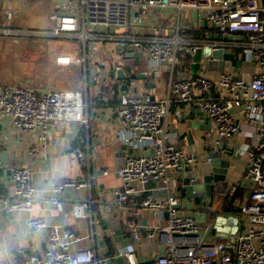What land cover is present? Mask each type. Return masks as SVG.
<instances>
[{"label":"built area","instance_id":"1","mask_svg":"<svg viewBox=\"0 0 264 264\" xmlns=\"http://www.w3.org/2000/svg\"><path fill=\"white\" fill-rule=\"evenodd\" d=\"M154 7H173L180 12L185 8L194 9L199 21H206L223 39L191 42L181 34L185 30L180 25L172 33L159 30L138 33L135 18ZM51 18L50 27L44 31L0 28V35L67 38L82 47L84 57L78 62H84L85 71L90 74L79 89L37 88L26 82L0 84V120L11 119L17 129L37 136L43 146L54 137L55 129L65 134L73 125L77 128L88 126L86 92L89 79L99 77L97 69L91 66L97 55V43H112L123 59L128 60L116 64L115 70L125 67L137 72L139 65L127 58L126 53L144 48L156 75L164 71L172 75L179 55H191L196 47L204 45L225 51L239 48L241 57L258 58L264 66V0H56ZM117 96L118 116L124 130L112 144L118 148L126 145L138 149L139 153L127 154L125 162L114 170L122 179V185L114 191V202L124 211L145 207L154 209L160 217L168 213L165 224L149 232L150 236L155 233L166 236L164 248L143 264H264V71L245 80L224 70L216 81L198 72L172 81L161 97L138 91L123 92L120 85ZM173 102L200 106L215 127L214 145L221 143V136L231 137L240 132L235 108L248 114L249 123L260 135L259 141L245 143L239 150L248 157V166L243 180L234 184L227 195L238 188L249 191L250 195L244 197L239 212L232 213L238 218L239 228L227 239L207 237L208 225L206 233L199 234L202 227L194 214H181L177 207L182 189L175 175L183 172L187 163L195 161V153L185 151L172 138ZM30 150L35 152L36 146L33 144ZM146 151L152 154L146 155ZM110 172L105 170L104 174ZM9 175L15 185V194L7 202V211L32 210L41 205L42 199L35 197V185L27 167L11 166ZM150 180L158 182L159 189L167 188L168 196L153 195L145 187ZM86 184L82 180L53 181V189L59 191L66 185ZM178 188L179 192L172 193V189ZM52 202L59 212L64 210L63 197L56 196ZM91 203L92 199L74 202L73 216L85 217ZM27 226L31 232L48 229L47 246L33 253L21 248L19 252L25 255L22 264H108L107 258L98 256L93 247L72 251V245L89 241L91 236L80 235L67 224L49 225L43 217H31ZM127 227L134 242L117 249L110 257L112 260L129 257L143 244L141 224L129 220Z\"/></svg>","mask_w":264,"mask_h":264},{"label":"crops","instance_id":"2","mask_svg":"<svg viewBox=\"0 0 264 264\" xmlns=\"http://www.w3.org/2000/svg\"><path fill=\"white\" fill-rule=\"evenodd\" d=\"M55 10L56 0H0V28L16 29L20 32L44 31L50 27ZM134 22L137 24L138 33H153L157 30L165 34L172 33L175 27L180 25L181 29L185 30L181 34L191 42L202 39H223V36L217 34L216 29L210 27L206 21H199L197 11L191 8H185L180 12L173 7H154L147 14L138 15ZM26 36L0 35V84L26 82L37 88L56 87L48 84L35 85L31 78L23 77L24 71L18 67L17 60L19 49L24 48ZM96 47L98 57L94 59V67L99 77L96 80L89 79L88 82L86 92L88 126L82 125L77 128V125H73L65 134L60 129H55L54 137L43 146L37 136L17 129L11 119L0 120V264H22L25 255L19 252L21 248L26 252H36L42 251L47 246L48 229L32 232L30 239L31 230L27 226V221L31 217H43L49 225L67 224L80 235H90L89 241L83 240L72 245V251L80 247H93L98 256L106 257L108 261L112 260L110 257L117 249L132 244L131 232L127 227L129 220L144 227L142 228L143 244L136 248L139 263L147 262L151 255L157 254L164 248L163 241L166 236L162 233L150 236L149 232L157 226H163L166 215L160 217L154 209L145 207L124 211L114 202V191L122 185V179L114 170L125 162L127 154L135 153V150L121 155L119 151L124 145L118 148L112 144V141L123 133L124 124L117 111L118 87L122 85V80L111 77L110 73L116 64H123L128 60L123 59L124 57L117 52L112 43H97ZM240 51L239 48L228 51L235 53V59L230 66L225 60H221L215 68L209 69L208 59H203L199 72L216 81L224 70L236 73L245 80H251L254 75L264 71V66L258 58L241 57ZM75 55L77 56L78 52H75ZM185 55H179L172 75L169 71L156 75L155 71L149 72L154 68L149 63L148 52L144 48L137 49L132 61L136 62L139 59L137 72L147 73L148 76L130 80L128 90L147 93L154 97L164 96L172 81L192 75L190 65L192 54L191 60L185 59ZM239 61L242 63L238 64ZM150 80L153 81L151 84ZM116 86L117 91H115ZM192 105L193 103L173 102L170 114L171 135L185 151L203 154L205 148L211 147L216 141L215 127L207 114L200 127L189 126L188 124L193 122L187 120L185 116L190 114ZM234 111L241 124V130L229 137L235 145L233 155L224 154L225 158L230 159L226 180L233 185L243 180L248 166V157L240 153V148L245 143L253 144L261 139L257 129L249 123L248 114L240 108H235ZM209 122L212 123L211 129ZM81 133L84 134L83 143L75 146L74 139ZM33 144L36 146L35 152L30 150ZM222 146L224 151L226 145L222 143ZM80 153L83 155L80 156ZM15 165L30 170L35 185V197L42 199L41 205L32 210L14 212L6 210L7 202L12 200L15 194V185L9 179L10 168ZM105 170L111 172L104 174ZM180 174L179 172L175 175L179 183H181ZM65 180H82L87 184L80 187L66 185L64 189L54 191L53 181ZM176 192H179V188L172 189V193ZM246 195L245 191L244 197ZM56 196L64 199L65 208L62 212H59L52 202ZM89 199H92V203L87 209V215L74 217L73 203ZM214 203H216L215 199L209 209L214 210ZM194 205L199 206L195 203L183 204L179 212L193 215L194 210L191 208ZM209 209L204 211L208 212ZM144 220L147 221L146 226H143ZM205 230L206 228H201V233L205 234ZM212 234L211 229L206 233L207 237L217 238ZM9 258L12 260L11 263ZM112 261L114 264H126L124 256Z\"/></svg>","mask_w":264,"mask_h":264},{"label":"water","instance_id":"3","mask_svg":"<svg viewBox=\"0 0 264 264\" xmlns=\"http://www.w3.org/2000/svg\"><path fill=\"white\" fill-rule=\"evenodd\" d=\"M217 37V35H216ZM126 57L135 58V52H127ZM208 59L209 69H213L220 64L221 60H225L228 66L232 64L235 59L234 52H228L223 49H212L209 45L199 46L194 49L192 53L191 61V73L197 74L201 70L202 60ZM139 59L136 60V65H139ZM242 62L239 61L238 64ZM154 71V70H153ZM111 77H116L122 80L121 89L123 92L129 89L130 80L135 78H146L148 75L144 72H133L128 68L121 67L119 69H112L110 73ZM150 84L153 82L149 81ZM190 114L186 115L185 118L193 122L188 124L191 127H200L203 124L205 118L204 111L199 105L193 104L190 109ZM198 116V119H196ZM212 123L209 122V128L211 129ZM220 142L225 144V150L222 151L221 143L211 147H206L203 154H195V161L193 163H187L184 167L183 172L180 174L181 189H182V200L178 204V208L183 206V202L190 204H199L192 206L194 210V217L197 219V223L200 227L206 228L208 225L209 230L211 229L212 235L217 238H229L232 234H235L238 230V218L232 213H225L223 211L224 203L227 197V193L232 188L233 184L226 180L230 159L225 158L224 154L231 156L234 153V142L231 139L223 135L220 138ZM132 153V148H127L124 145L119 151L122 154L126 152ZM139 150H135V154H138ZM152 154V151H146L145 154ZM158 182L150 180L145 184V187L151 191L155 196L167 197V188H158ZM250 192H247V196ZM213 199L214 210L209 209ZM204 209H209L205 212ZM167 216L168 213H165ZM135 216V215H133ZM143 226L147 225V221H143ZM144 228V227H141ZM31 231L29 233L31 239ZM133 235L131 234L130 243H133ZM33 253V251H29ZM126 264H139L136 253L131 254L129 257L124 256Z\"/></svg>","mask_w":264,"mask_h":264},{"label":"rangeland","instance_id":"4","mask_svg":"<svg viewBox=\"0 0 264 264\" xmlns=\"http://www.w3.org/2000/svg\"><path fill=\"white\" fill-rule=\"evenodd\" d=\"M74 45L77 44L67 38L26 36L24 48L19 49L17 60L18 67L24 71L23 77L31 78L35 85L48 84L78 89L83 87L90 73L85 71L84 62H78L84 57L81 45H77V49H74ZM75 52H78L77 56ZM199 234L203 235L201 231ZM107 262L114 264L112 260Z\"/></svg>","mask_w":264,"mask_h":264},{"label":"trees","instance_id":"5","mask_svg":"<svg viewBox=\"0 0 264 264\" xmlns=\"http://www.w3.org/2000/svg\"><path fill=\"white\" fill-rule=\"evenodd\" d=\"M36 37V36H35ZM185 59L191 60V55L186 54ZM115 91H117V86L115 88ZM116 93V92H115ZM84 134L81 133L77 138L74 139V145L76 146L79 143L82 142V136ZM245 190L242 188H238L233 194L227 195L223 211L225 213H238L240 210V205L244 199Z\"/></svg>","mask_w":264,"mask_h":264}]
</instances>
